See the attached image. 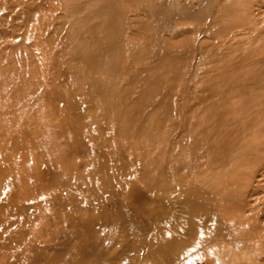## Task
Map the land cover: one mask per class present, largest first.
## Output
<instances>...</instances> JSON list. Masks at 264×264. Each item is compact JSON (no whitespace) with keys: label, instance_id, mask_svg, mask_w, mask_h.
Wrapping results in <instances>:
<instances>
[{"label":"bare ground","instance_id":"6f19581e","mask_svg":"<svg viewBox=\"0 0 264 264\" xmlns=\"http://www.w3.org/2000/svg\"><path fill=\"white\" fill-rule=\"evenodd\" d=\"M128 1L137 15L170 9L172 17L188 18V126L173 128L169 145L154 146L141 128L126 134L127 144L102 149L76 138L74 152L87 158L89 178L37 159V143L28 147L35 159L0 152V264H264V98L253 99L249 75L238 76L252 57L234 55L253 39L251 28L237 23L249 32L244 42L230 26L209 50L207 26L194 20L203 0ZM251 1L262 13L264 0ZM219 28L222 20L211 29L219 35ZM110 33L91 38L112 48ZM179 55L173 48L166 57L178 61ZM211 61L227 62L213 68ZM27 159L33 164L22 169ZM47 208L57 215L54 224L43 217Z\"/></svg>","mask_w":264,"mask_h":264},{"label":"rangeland","instance_id":"374dc122","mask_svg":"<svg viewBox=\"0 0 264 264\" xmlns=\"http://www.w3.org/2000/svg\"><path fill=\"white\" fill-rule=\"evenodd\" d=\"M252 4L251 0H203V13L195 14L194 20L203 19L206 24L209 38H213L209 50H214L217 37H226L232 29L245 42L249 32L242 31L238 22L251 28L253 39L248 45L242 41L234 55L241 61L252 57L238 76L249 75L245 78L248 93L261 100L264 3L262 13ZM131 5L128 0H0V146L4 145L0 152L5 151L12 160L23 152L35 159L36 151L32 154L28 147L37 143V159L49 158L54 168L80 169L89 178L87 158L74 152L76 138L102 149L105 143L127 144L131 140L126 134L141 128L142 137L154 146L169 145L173 128L179 132L187 128L186 76L190 67L184 50L188 18L185 14L172 17L170 9L149 15L143 10L137 15ZM167 8L174 10L175 4ZM219 20L223 28L217 35L211 28ZM110 31L112 48L94 44V32L104 35ZM173 48L180 54L178 61L166 57ZM94 49L99 50L97 56ZM195 55L201 58L199 51ZM224 62L211 61L210 66L216 68ZM71 100L73 109L68 106ZM117 128L129 129L121 133ZM29 161L22 163V169L33 164ZM43 217L53 224L57 221L51 208L45 209Z\"/></svg>","mask_w":264,"mask_h":264}]
</instances>
